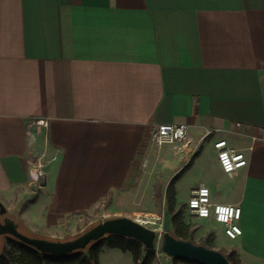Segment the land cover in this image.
<instances>
[{"label": "crops", "instance_id": "obj_1", "mask_svg": "<svg viewBox=\"0 0 264 264\" xmlns=\"http://www.w3.org/2000/svg\"><path fill=\"white\" fill-rule=\"evenodd\" d=\"M40 120L47 128L28 140L26 124ZM172 123L188 126L191 154L150 142L151 129ZM218 140L248 164L221 172ZM147 141L154 163L169 147L189 168L204 155L217 166L219 178L198 186L241 208L242 234L231 240L201 220L239 264H264V0H0V201L10 219L48 238L37 231L122 196ZM43 150L44 186L31 188L27 156ZM98 264L133 256L103 247ZM151 264L171 263L156 252Z\"/></svg>", "mask_w": 264, "mask_h": 264}, {"label": "rangeland", "instance_id": "obj_2", "mask_svg": "<svg viewBox=\"0 0 264 264\" xmlns=\"http://www.w3.org/2000/svg\"><path fill=\"white\" fill-rule=\"evenodd\" d=\"M146 150L147 157L141 158V162L135 166L132 182L124 190L122 196L114 199L112 197L106 198L95 210L78 215L75 221L63 222L52 228L37 231L48 237L42 239L62 241L85 231L96 222L117 218L118 215L127 216L126 218L139 222L161 235L166 231H172L173 215L180 211L181 223L179 224L184 230H194L190 237L193 243L205 245V247L220 251L225 257H228L229 253L223 252L220 246H226L229 243L220 235L217 240L212 235L214 232L219 233L217 225L211 220L196 219L186 210L190 189L194 185L198 186V184L208 181L209 177L219 178L217 166L210 164L207 156L204 155L199 163L191 168H189L190 166L186 167L188 163L181 162L183 155L176 156L169 147L159 150L156 155L159 163H154L153 159L150 161V156H153L155 148L151 146L149 141L146 142ZM187 158L190 159L191 157ZM140 179L141 181H139ZM139 183L143 186L136 189L134 185ZM132 184L134 185L132 186ZM0 203L2 204L1 201ZM6 217L10 218L9 214H0V222ZM17 229L25 236L39 237L33 236L21 225H17ZM17 241L9 235H0V256L7 250L17 252L19 249ZM156 252L160 253L159 248H156L154 253L156 254ZM167 258L171 264H175L177 261L168 256ZM233 264H239L235 258H233Z\"/></svg>", "mask_w": 264, "mask_h": 264}, {"label": "built area", "instance_id": "obj_3", "mask_svg": "<svg viewBox=\"0 0 264 264\" xmlns=\"http://www.w3.org/2000/svg\"><path fill=\"white\" fill-rule=\"evenodd\" d=\"M35 122H28L25 126L28 140L34 141L32 130L37 127L47 128L48 121L40 120L39 126ZM150 142L156 147L170 145L175 152L185 151L191 154L189 148L190 139L188 137V126L185 124H160L151 129L149 133ZM217 153V162L221 171L229 176L235 174L237 170L248 164L246 155L228 146L225 140H218L214 143ZM29 171L28 183L31 188H39L44 181V169L49 163L46 151L28 153L27 156ZM187 211L196 219L212 218L216 223L223 226L224 235L235 240L242 234L239 221L242 215L238 205L212 203L210 200V190L206 186H198L191 190L186 203Z\"/></svg>", "mask_w": 264, "mask_h": 264}, {"label": "water", "instance_id": "obj_4", "mask_svg": "<svg viewBox=\"0 0 264 264\" xmlns=\"http://www.w3.org/2000/svg\"><path fill=\"white\" fill-rule=\"evenodd\" d=\"M0 214H6V208L1 203ZM0 235H9L26 246L53 256H64L82 250L92 241H97L105 235H117L139 242L145 251L154 252L156 248H159L160 252L169 258L198 264H230L225 255L219 251L197 245L191 241L175 238L168 231L160 235L156 231L126 217L107 219L77 238L67 241H51L25 236L18 231L17 224L6 217L0 222Z\"/></svg>", "mask_w": 264, "mask_h": 264}, {"label": "trees", "instance_id": "obj_5", "mask_svg": "<svg viewBox=\"0 0 264 264\" xmlns=\"http://www.w3.org/2000/svg\"><path fill=\"white\" fill-rule=\"evenodd\" d=\"M187 166L188 164L186 165V167ZM170 208L171 206L169 207V209ZM180 221L181 212L178 211L173 215V229L172 231H170V233L175 238L193 242L190 237L194 230H184L182 225L179 224L181 223ZM99 223L101 222H96L90 228L85 229V231H82L79 234L71 238H66L62 241L75 239ZM17 243L19 246L18 251L14 253L13 251L7 250L2 256H0V264H98V257L103 247H107L109 249H117L122 252H130L133 256V264H151L155 258V253L153 251H145L142 244H140L139 242L117 235H105L103 238L97 241H92L84 249L74 251L64 256L44 254L33 249L32 247L20 243L19 241H17ZM207 248L211 249L210 247ZM232 257L233 256L231 255L226 257L230 264H233ZM182 261L191 264H198L185 260Z\"/></svg>", "mask_w": 264, "mask_h": 264}]
</instances>
